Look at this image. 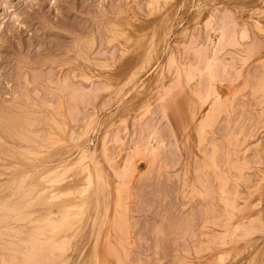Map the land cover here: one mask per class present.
Returning <instances> with one entry per match:
<instances>
[{"label":"rangeland","instance_id":"374dc122","mask_svg":"<svg viewBox=\"0 0 264 264\" xmlns=\"http://www.w3.org/2000/svg\"><path fill=\"white\" fill-rule=\"evenodd\" d=\"M92 170L105 206L34 223L41 175L77 191ZM11 263L264 264V0H0Z\"/></svg>","mask_w":264,"mask_h":264},{"label":"bare ground","instance_id":"6f19581e","mask_svg":"<svg viewBox=\"0 0 264 264\" xmlns=\"http://www.w3.org/2000/svg\"><path fill=\"white\" fill-rule=\"evenodd\" d=\"M128 25H129V23H128ZM173 29H174V23L172 25H170L168 23V20H166L165 22H162V24L160 26L159 34H160L163 50L165 48L169 49V47H170V43L168 42V36H169V33L171 31H173ZM147 38H148V35H147ZM155 59H156V57H155ZM157 61H159V58L157 59ZM159 64H160V62H159ZM91 151H90V160H91V163L94 165V159L92 157L93 151H92V154H91ZM65 168L66 169H63L62 171L64 172L63 174H66V176L69 179V183H70L72 180V176H73V166H72V164L67 163V166ZM93 168L95 170L97 169L96 166H93ZM42 176L43 175H41V177L39 176L40 177L39 178L40 183H43L46 185L49 184L50 187L47 186L46 191L44 193H42L41 195L37 196L34 201H31V200H33V198L30 201H28V203L25 206V210L26 209L27 210L32 209L31 211L28 210L27 212H32V215H34L33 214L34 206L35 205L40 206L41 207V209H40L41 213H39V216L38 215H37V217L35 216L34 223H41L44 225L43 227H48L53 232L52 233L53 235H56V233L54 232V229L56 227V224L60 220V218L56 216V213H62L64 215L71 214L74 211L73 207H76L78 205H80V206L83 205V203L86 202V200H88V199H92V203L93 202L96 203L95 207L97 209L100 208L101 206H105L107 203V196L110 194L109 184L107 183V181L105 182L104 176L98 170L96 172H94V170H92V174L89 175V184L91 185V188L90 189L84 188V189L77 190V191H70V190L68 191V189H66L65 187L60 188V187H58L59 185L57 186V183H54L55 182L54 180L49 178V176H47V177H45V176L42 177ZM52 183H54V185ZM74 193H76L79 197L77 196V198L70 200V201H68L65 198L67 195L74 194ZM63 217L65 218V216H63ZM19 241L21 243H23L22 239L18 240V243H19ZM56 244H57V242H56ZM57 245L55 247V250L53 249V253L55 251L57 253H58V251H61V250H59L60 247L59 246L57 247ZM25 247L26 246L24 245V243L22 245L19 244V247L14 246V255L17 257L19 255H21L22 260L28 259L29 256L24 251ZM56 254H54V255L57 256Z\"/></svg>","mask_w":264,"mask_h":264}]
</instances>
